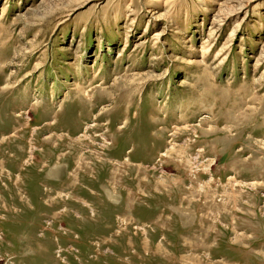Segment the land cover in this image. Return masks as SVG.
I'll return each instance as SVG.
<instances>
[{
	"label": "rangeland",
	"instance_id": "1",
	"mask_svg": "<svg viewBox=\"0 0 264 264\" xmlns=\"http://www.w3.org/2000/svg\"><path fill=\"white\" fill-rule=\"evenodd\" d=\"M0 264H264V0H0Z\"/></svg>",
	"mask_w": 264,
	"mask_h": 264
},
{
	"label": "bare ground",
	"instance_id": "2",
	"mask_svg": "<svg viewBox=\"0 0 264 264\" xmlns=\"http://www.w3.org/2000/svg\"><path fill=\"white\" fill-rule=\"evenodd\" d=\"M82 136V135H81ZM162 155V154H161Z\"/></svg>",
	"mask_w": 264,
	"mask_h": 264
}]
</instances>
